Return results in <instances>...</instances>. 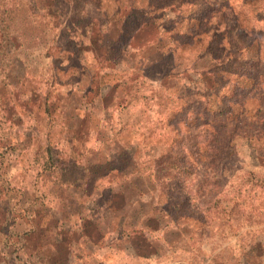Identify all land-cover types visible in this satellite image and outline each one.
I'll use <instances>...</instances> for the list:
<instances>
[{
    "label": "rangeland",
    "instance_id": "1",
    "mask_svg": "<svg viewBox=\"0 0 264 264\" xmlns=\"http://www.w3.org/2000/svg\"><path fill=\"white\" fill-rule=\"evenodd\" d=\"M64 1L0 0V264H264V0Z\"/></svg>",
    "mask_w": 264,
    "mask_h": 264
},
{
    "label": "trees",
    "instance_id": "2",
    "mask_svg": "<svg viewBox=\"0 0 264 264\" xmlns=\"http://www.w3.org/2000/svg\"><path fill=\"white\" fill-rule=\"evenodd\" d=\"M76 1H78V0H76ZM62 3H66V2L64 0H62ZM217 116H220V114H218ZM46 156H47V161L49 163H53L54 162L52 153L49 150L47 151V155ZM55 161H58V160H55ZM72 165H74V164H72ZM53 167L56 168L57 172L60 170V172L58 173V175L60 177V180L62 181V184H66L69 188H75L76 189L77 187H80V186L83 187L84 185L85 186H91L93 184V182H95L97 180V177L92 175V176H90L88 178L87 185H86V180L84 181V185H83L82 176L80 177L77 174V172H72L70 170L71 169L70 162L66 163L64 161V162H60L59 164H58V162H56V163H54ZM131 178L128 180V182H125L124 180H121V179H117L116 182H117V185L119 186V190H116L115 194H110L107 197H104V195H100V199H102L101 203L98 202V201H94V205L95 204L99 205V206H101L102 210L104 209L103 210L104 212L101 213V216H99L97 218L99 221H102V220L106 219L108 215H112L111 219L114 220V222H113V231H112L113 235L110 238V240L107 241V242H112V241H116L117 242L118 240H119L118 242H120L121 241V237L122 236L123 237L126 236L127 237V241H128V243L130 245V244H132V241H130V240H132V237L133 238L135 236L142 237V235H145L144 230L150 228V225H147V223L146 224L144 223V227L143 228L133 229L131 231H128V233L124 234V232H125L124 231V227H125L126 220L130 219L131 217L129 215H127V213H126V215L121 213V206L123 207V204L125 203L127 197L124 194V192L121 191L120 189L122 188L121 186H123L124 184H131L132 183V179ZM82 195H83V197H86V198H89V196H91V195H89L88 193H85V192H83ZM90 201L92 202V200H90ZM109 212H111V214ZM86 218L87 217L83 218L82 219L83 221H81V223H82L81 226L83 225L82 226L83 230H78V228H77L78 225H74V227L73 226L70 227L68 229V231L66 230V231L62 232L60 230L59 233H57V236H59V240L57 242L58 243L57 247L60 248V253L62 251L61 255L66 256L67 253L71 250L72 243L74 241V238L72 239V237L75 235L77 230H78V234L84 233L87 225H90L92 223L91 222L92 217H88L87 219ZM149 218L150 217L147 218L146 222L151 221V218L150 219ZM107 230H109V229H107ZM109 232L107 231L105 233L104 237L109 235L110 234ZM143 244L144 243H141V242L136 243L137 247H138V245L142 246ZM137 250H136L137 251V255L140 256L139 254H142V253H140L139 249H137ZM60 262H61L60 264H69V263H67V259L66 258L62 259Z\"/></svg>",
    "mask_w": 264,
    "mask_h": 264
}]
</instances>
